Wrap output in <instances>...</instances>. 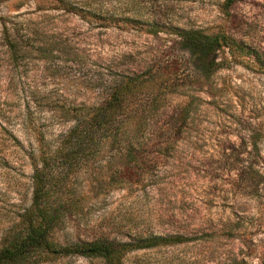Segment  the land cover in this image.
<instances>
[{"label":"rangeland","instance_id":"1","mask_svg":"<svg viewBox=\"0 0 264 264\" xmlns=\"http://www.w3.org/2000/svg\"><path fill=\"white\" fill-rule=\"evenodd\" d=\"M178 30L223 33L236 44L199 68ZM151 68L168 93L133 185L103 189L121 155L108 162L109 154L41 149L82 106L101 102L109 80ZM34 155L67 186L60 242L235 232L216 242L217 260L229 248L243 264H264V0H0V239L29 205Z\"/></svg>","mask_w":264,"mask_h":264},{"label":"trees","instance_id":"2","mask_svg":"<svg viewBox=\"0 0 264 264\" xmlns=\"http://www.w3.org/2000/svg\"><path fill=\"white\" fill-rule=\"evenodd\" d=\"M234 0H227L231 3ZM7 33V32H6ZM179 42L189 59L208 68L216 64L219 49L236 44L223 33L207 35L198 30H178ZM9 49L16 47L6 39ZM252 53L251 51H248ZM159 68L140 74L109 80L105 97L98 104L82 106L73 125L56 140H40L41 149H52L54 154L72 155L109 154L108 162H115L114 154L121 155L120 166L110 171L103 189H126L134 184L138 170H143L149 142L151 120L156 117L168 93L159 75ZM78 110V109H77ZM76 110V111H77ZM50 143V144H49ZM39 144V145H40ZM32 166L29 205L16 215L0 239V264H45L65 258H83L99 264H233L245 263L233 249H226L217 260L213 249L219 239L231 238L235 232L222 235L203 233L196 236L133 234L126 239L99 238L81 242H60L54 230H61L66 218L60 210L69 206L59 194L67 188L60 183L56 169L42 156H30ZM56 195V197H54ZM226 230H236L229 227ZM190 250L182 256L174 250ZM256 251V250H253ZM151 254H161L151 258ZM261 258L264 259V250Z\"/></svg>","mask_w":264,"mask_h":264}]
</instances>
